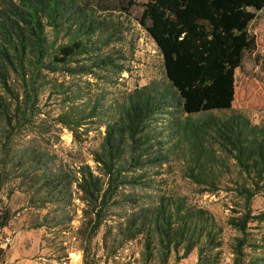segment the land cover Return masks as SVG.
<instances>
[{
	"label": "trees",
	"instance_id": "16d2710c",
	"mask_svg": "<svg viewBox=\"0 0 264 264\" xmlns=\"http://www.w3.org/2000/svg\"><path fill=\"white\" fill-rule=\"evenodd\" d=\"M134 3L0 0V192L11 163L28 169L42 157L30 140L18 146L15 137L46 131L41 125L48 113L42 105L54 96L52 122L66 128L73 141H83L91 124L104 127L91 152L95 168L82 164L72 176L63 167L42 174L43 202L68 198L72 186L80 192L86 243L114 206L123 211L116 224L121 243L142 241L141 264H169L171 255L176 263L193 251L195 264H217L222 228L212 213L153 179L177 162L201 192H215L233 165L238 176L232 189L242 199L240 214L227 220L241 234L230 244L233 264H257L245 262L244 247L248 223L264 220V213L251 209L252 198L264 189V120L252 122L233 111L232 102L234 70L244 53L255 49L248 27L264 0H147L136 20L162 55L163 77L109 104L101 92L81 94L73 78L96 77L97 69L107 67L122 70L104 50L117 39L116 29L93 11L123 13L125 4ZM70 11L73 24L63 17ZM11 217L1 206L0 229ZM1 239L0 264H6Z\"/></svg>",
	"mask_w": 264,
	"mask_h": 264
},
{
	"label": "rangeland",
	"instance_id": "374dc122",
	"mask_svg": "<svg viewBox=\"0 0 264 264\" xmlns=\"http://www.w3.org/2000/svg\"><path fill=\"white\" fill-rule=\"evenodd\" d=\"M147 0H135L133 5L124 6L123 13L117 11L94 10L93 15L100 20H106L116 29V40L105 48L113 60L122 66L121 71L97 69V76H82L73 78L82 88L81 94L88 96L93 92H101L106 104L125 95L136 87L147 84L151 80H159L164 75L162 55L156 43L146 30L137 22L142 4ZM71 11L64 15L67 23H72ZM70 16L71 19L67 17ZM73 24V23H72ZM73 27L75 25H72ZM49 30V29H48ZM248 30L255 39V49L244 53L242 62L234 70L235 87L232 110L245 114L252 122L264 120V8L258 11ZM61 79V75L57 74ZM68 78V77H67ZM92 82L88 86L81 80ZM54 96L46 100L41 98L42 108L48 115L41 125L42 134L15 137L18 146L30 145L41 152L42 157L31 162L25 169L23 165L11 163L9 179L0 192V208L7 207L12 213L6 228L0 229V237H9V247L39 264H141L140 253L142 241L137 238L121 243L116 234V224L121 220V208L112 207L104 223L99 227L91 242L86 243L89 229L85 230L84 202L80 192L72 186L70 196L59 195L57 200L41 201L45 186L42 177L46 170L58 167L66 169L70 176L82 164L95 168L92 160V150L96 149L102 139L104 127L90 125V132L81 142L72 140L71 133L60 125H54L51 116L57 108ZM85 98V96H84ZM230 111L214 112L218 114ZM37 129V128H35ZM171 168H165L160 176H155V185H160L168 191L183 195L188 202L209 210L222 228V246L220 260L217 264H233V254L230 244L234 237L241 234L232 228L227 220L238 216L242 210V199L234 188L237 178V168L230 165V172L220 179L219 190L201 192L200 186L190 182L179 170L180 164L173 163ZM147 178H152L148 175ZM253 214L264 213V189L257 193L251 201ZM42 224V226H36ZM246 230L247 245L244 247L245 262L257 261L264 264V220H254L248 223ZM106 245L103 243V235ZM248 244H252L249 245ZM112 252V255L108 253ZM5 259V258H4ZM196 253L193 251L186 258L174 262L170 256L169 264H195ZM155 264V263H153Z\"/></svg>",
	"mask_w": 264,
	"mask_h": 264
},
{
	"label": "crops",
	"instance_id": "0c3cea01",
	"mask_svg": "<svg viewBox=\"0 0 264 264\" xmlns=\"http://www.w3.org/2000/svg\"><path fill=\"white\" fill-rule=\"evenodd\" d=\"M5 262L6 264H39L30 259L26 253H21L11 247L5 252Z\"/></svg>",
	"mask_w": 264,
	"mask_h": 264
},
{
	"label": "built area",
	"instance_id": "2783aa9c",
	"mask_svg": "<svg viewBox=\"0 0 264 264\" xmlns=\"http://www.w3.org/2000/svg\"><path fill=\"white\" fill-rule=\"evenodd\" d=\"M9 242H10V238L9 237H4V238L1 239V245L2 246H6Z\"/></svg>",
	"mask_w": 264,
	"mask_h": 264
}]
</instances>
